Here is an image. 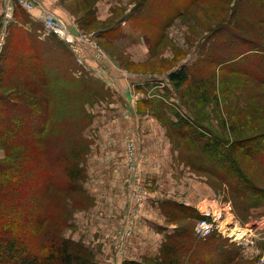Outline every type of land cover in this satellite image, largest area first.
<instances>
[{"label": "rangeland", "instance_id": "1", "mask_svg": "<svg viewBox=\"0 0 264 264\" xmlns=\"http://www.w3.org/2000/svg\"><path fill=\"white\" fill-rule=\"evenodd\" d=\"M27 1L30 6L0 0V69L8 68L0 94L35 112L40 107L27 97L40 98L48 118L37 139L51 148L61 138L76 139L85 175L72 190L56 168L59 185L50 184L42 144L18 134V163L30 171L23 176L15 169L22 185L18 212L36 211L30 198L45 193L54 219L39 231L55 229L82 242L95 264L159 261L168 235L175 237L168 264H223L217 243L205 245L195 233L198 219L170 205L207 210L217 202L227 210L231 238L220 237L226 239L223 251L234 255L231 264H264V202L252 207L245 201L225 168L198 155L194 139L199 128L225 139L246 176L264 187V157L253 159L245 148L246 138L264 132V78L235 72L261 61L249 44L264 43V0H243L238 13L232 10L236 0ZM46 14L67 33L45 30ZM33 53L55 58L61 70L42 79ZM180 68L186 78L176 87L170 74ZM18 80L20 94L12 86ZM177 111L195 119V127L179 131ZM153 140L163 154L158 158L144 152Z\"/></svg>", "mask_w": 264, "mask_h": 264}, {"label": "trees", "instance_id": "2", "mask_svg": "<svg viewBox=\"0 0 264 264\" xmlns=\"http://www.w3.org/2000/svg\"><path fill=\"white\" fill-rule=\"evenodd\" d=\"M242 1L243 0H236L232 10L238 13L239 8L242 7ZM250 46L251 48L253 47V52L251 54H260L259 58L255 59L261 61L256 62L252 60L242 72H235L245 76L254 74L264 78V43L252 41V43L249 44V47ZM32 56L41 64L39 73H41L42 79H45V76H52L57 69L61 70L60 64L53 57L45 60L42 54L39 53H33ZM20 67L21 65L17 68L20 69ZM238 67H240L239 64ZM7 69H0V85L2 86L6 85L3 74L7 73ZM185 78L186 73L184 68H180L178 71L170 74V79L174 82L176 87H178ZM12 86H14L17 94L21 93L20 91L23 87L21 80L14 82ZM27 99H29L30 104L35 105L37 110L40 107L38 110L39 112L33 111V108L28 104L16 102L15 98H10L9 95L0 94V111L3 113L2 117L0 116V146L5 150V158L0 159V209H4V212L0 211V264H95L92 260L91 251L82 242L65 238L55 229L49 231L46 228L45 232L39 231L40 225L51 222L54 219L50 212H48V202L45 199V193H39L35 197L30 196L36 211H34V209H29L24 214L18 212L17 200L22 185L20 182L21 179H17L14 175L15 169H18L17 171L19 172H23V176L30 174V171L26 170V164L22 166L18 163V154L15 149L19 142L17 139L18 134L33 136L36 142L38 141L42 144V154L45 159L46 172L49 174L48 181L50 184L58 183L54 181L57 175L56 168L63 169L66 174L65 176L68 177L71 183L70 189L72 190H76L77 183L82 182L85 175L83 167L79 165L81 147L78 146L76 139L64 141V139L61 138L60 141L56 142L60 144L55 148H51L53 143H50L48 140L37 139L36 135L44 131L43 122L46 121L43 120L44 116L46 118L48 117L46 111L41 109L43 108L41 107V103L43 102L40 98L29 96ZM21 112L23 113V118L21 117ZM37 113L38 115L36 116ZM174 114L176 123L179 125V131L181 126L182 128L195 127V122H197L195 119L186 118L178 111L174 112ZM24 120H27L26 128L22 126ZM200 130L199 128L198 131H196L197 137L194 138L199 152L198 155L200 157H206L207 160L214 165L225 168L228 174L235 180L237 184L234 185L235 188L252 207L259 206L263 203L264 187L259 186L255 181L248 178L243 169L232 158V144H228L225 139L218 135L209 132L203 133L204 131ZM182 134H185V131ZM245 140H247L245 142V148L247 146L246 151H250L249 155L253 159H262L264 157V132L259 135L248 137ZM242 144L243 143H238V145ZM241 148L244 150V147ZM14 159H16L15 162ZM41 168V175L44 177L43 166H41ZM3 177H7L8 180L1 183ZM47 186L48 183L46 181L42 185L41 190L44 192ZM170 205L178 213L185 216L194 217L195 219L200 217L198 211L193 207L178 202ZM63 225L68 226L69 224L64 221L62 226ZM167 240L170 244L166 245V241L162 244L157 258L159 261L147 258L143 260L124 258L119 264H168L175 252L173 245L175 244V237L168 235ZM223 240L226 239L220 236L210 235L204 242L206 243L205 245H207V243L216 242V246L222 249L220 254H224L222 263L231 264L234 255L223 251L225 246Z\"/></svg>", "mask_w": 264, "mask_h": 264}, {"label": "built area", "instance_id": "3", "mask_svg": "<svg viewBox=\"0 0 264 264\" xmlns=\"http://www.w3.org/2000/svg\"><path fill=\"white\" fill-rule=\"evenodd\" d=\"M19 3L23 6H30L31 5V3L27 0H19ZM9 9H10V7H8L6 9V15H7V13H9ZM45 18H46L45 30H47L48 32L54 31V32H56V34L58 36L64 35L65 31L63 30V28H61V26H59L55 23L56 21L53 19V17L50 14H46ZM45 34L46 33L43 32V35H45ZM0 38H1V31H0ZM72 38L75 39V36H72ZM68 39L70 40V38H68ZM130 162H131V164H130L131 170H133V171L136 170L134 153L131 157ZM132 178H134L133 174H132ZM226 212H227V210L222 209V207L217 209V210H212L210 208L207 210H205V209L201 210V217L198 219V223L196 225L195 233L199 237L205 238V237H208L209 235H211L213 231L217 230L222 235L228 236V233H225L226 226L224 223V222H226V220L224 218V214ZM226 223L229 224L228 221ZM124 234L125 233H123V235Z\"/></svg>", "mask_w": 264, "mask_h": 264}, {"label": "crops", "instance_id": "4", "mask_svg": "<svg viewBox=\"0 0 264 264\" xmlns=\"http://www.w3.org/2000/svg\"><path fill=\"white\" fill-rule=\"evenodd\" d=\"M67 22V21H66ZM69 25H70V23H69ZM31 31V30H30ZM166 142V141H165ZM147 146L148 147H146V149H145V153H147L149 156H150V158L152 157V155L155 153L156 155H157V158H158V156L159 155H163L162 153H161V150H160V148H159V145L153 140L152 142H150V141H148V144H147ZM152 147V148H151ZM150 148H151V151H150ZM151 161V160H150ZM215 202V201H214ZM212 204V203H211ZM185 205V204H184ZM186 206H189V207H192L191 205H188V204H186ZM210 206V209H212V210H217V209H219V206H220V204H217V202H215V205H209ZM209 206H207V207H209ZM196 207V209H197V211H198V213H201V210L202 209H204V208H199L198 206H195ZM257 207V206H256ZM194 208V207H193ZM195 209V208H194ZM215 236H221V237H228V238H230L229 236H227V235H221V234H218V233H216V235ZM242 253H246V251H241V255H242ZM119 264V263H118Z\"/></svg>", "mask_w": 264, "mask_h": 264}, {"label": "bare ground", "instance_id": "5", "mask_svg": "<svg viewBox=\"0 0 264 264\" xmlns=\"http://www.w3.org/2000/svg\"><path fill=\"white\" fill-rule=\"evenodd\" d=\"M56 21V20H55ZM57 25H59V26H61V28H63V24L62 23H60V21H56L55 22ZM63 25V26H62ZM65 27V26H64ZM66 33H67V30H65V29H63ZM205 207V206H204ZM203 210V209H202Z\"/></svg>", "mask_w": 264, "mask_h": 264}]
</instances>
